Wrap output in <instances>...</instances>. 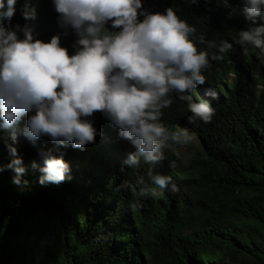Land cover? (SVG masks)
<instances>
[{
	"label": "trees",
	"instance_id": "1",
	"mask_svg": "<svg viewBox=\"0 0 264 264\" xmlns=\"http://www.w3.org/2000/svg\"><path fill=\"white\" fill-rule=\"evenodd\" d=\"M31 3L38 38L49 42L61 34L52 0ZM229 3L143 0L152 13L172 7L204 36L198 47L209 53L216 48L208 42L233 45L211 62L205 84L192 94L214 108L210 123H189L187 102L175 94L162 110L170 130L184 125L197 139L185 159L165 149L155 166L177 191L140 194L137 180L148 165L123 164L135 149L99 112L91 118L102 133L94 144L57 153L71 167V179L59 185L39 183L41 173L31 167L33 161L42 166L37 149L19 137L14 146L27 168L21 185L13 183L14 172L0 171V264H264V52L250 46L242 52L239 33L253 25L240 14V0ZM25 22L17 12L13 23ZM75 39L61 35L69 54ZM209 87L218 99L204 95ZM6 143L9 131L0 127V167L12 159ZM39 143L54 147L47 138Z\"/></svg>",
	"mask_w": 264,
	"mask_h": 264
},
{
	"label": "clouds",
	"instance_id": "2",
	"mask_svg": "<svg viewBox=\"0 0 264 264\" xmlns=\"http://www.w3.org/2000/svg\"><path fill=\"white\" fill-rule=\"evenodd\" d=\"M52 4L63 31L44 42L31 23L37 18L31 0H0V127L9 131L11 143L6 147L12 157L0 171L11 170L13 183L21 185L27 168L14 145L23 137L42 162L31 165L39 169L41 185L70 180L71 167L57 153L69 146L83 151L94 144L102 133L91 118L99 112L135 149L123 164L132 169L148 165L137 180L143 186L140 194L176 192L172 178L154 169L165 159V149L179 155V147L193 136L187 129L170 130L162 122V110L172 105L175 94L187 102L189 123H210L214 108L205 99L194 101L192 94L205 84L204 72L211 62L223 59L233 45L208 42L216 48L209 53L198 47L205 44L204 36L172 7L152 13L143 0ZM221 5L231 8L229 0H218ZM240 5V14L253 25L239 33L242 52L247 55L249 46L264 52V0H240ZM17 12L26 21L23 26L13 23ZM69 34L76 37L72 54L61 46V35ZM204 95L219 97L214 87ZM44 138L54 147L39 143ZM176 166L172 161L170 167Z\"/></svg>",
	"mask_w": 264,
	"mask_h": 264
},
{
	"label": "rangeland",
	"instance_id": "3",
	"mask_svg": "<svg viewBox=\"0 0 264 264\" xmlns=\"http://www.w3.org/2000/svg\"><path fill=\"white\" fill-rule=\"evenodd\" d=\"M204 99H205V98H202V100H204ZM180 129H187L188 132H189L190 134H192V136H193V139H192V141H191L189 144L184 145V146H182V147L179 148V151H180V153H181V156L183 157V159H185V158L188 156V155H187V149H188V147H189L190 145H192V144L196 145V144H197V139H196L195 135H194L192 132H190V129H189L188 127H186V126H184V125H180Z\"/></svg>",
	"mask_w": 264,
	"mask_h": 264
}]
</instances>
